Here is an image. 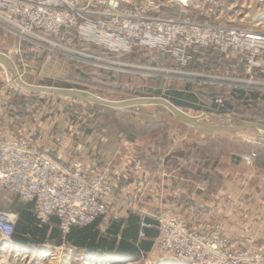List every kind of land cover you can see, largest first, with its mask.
Wrapping results in <instances>:
<instances>
[{"label": "rangeland", "instance_id": "obj_1", "mask_svg": "<svg viewBox=\"0 0 264 264\" xmlns=\"http://www.w3.org/2000/svg\"><path fill=\"white\" fill-rule=\"evenodd\" d=\"M134 1L147 4L150 13L155 15L178 18L188 16L199 23L264 32V0ZM0 53L12 60L20 80L28 85L76 89L108 101L162 98L190 116L208 115L203 120L208 125L264 121L263 116L256 114L258 111L252 110L257 108L264 115V103L242 104L233 101L244 89L250 90L249 95L255 93L264 98V76L258 72H253V76L248 75L240 56L221 52L217 48L197 52L188 64L179 66L168 56L154 51L140 50L123 56H110L95 48L83 46L75 47L74 51L36 50L0 28ZM6 70L0 65L1 95H14L17 90L18 97L15 96L10 102L17 104L19 101L21 119H30L32 125L35 118L38 131L35 138L22 133L14 137L29 141L39 152L49 155L51 152L48 147L51 143L58 141L59 144L66 138L77 139L93 129L100 130L102 126L106 128L119 113L145 117L152 124L145 127H149L148 132L152 128L158 133L173 128L180 130L177 125L182 121L163 106L113 109L54 95L30 94L19 89ZM228 106L231 112L219 114ZM146 109L151 111L144 114ZM26 123L22 121L20 128L24 129ZM191 130L198 140H207L206 146L213 153H244L246 143L252 137L256 138V135H247V132L252 133L249 131L228 136L224 133ZM257 137L264 139V134L258 133ZM5 194L7 197L0 201L1 211L18 214L27 204L10 193ZM4 243L8 245L7 249L11 245L9 242ZM17 247L23 250L12 249L6 251L8 253L0 251V264H178L175 258L159 255L153 248L139 259L100 256L92 260V255L70 245L56 249L48 245L31 244ZM45 253L47 256L43 257Z\"/></svg>", "mask_w": 264, "mask_h": 264}, {"label": "built area", "instance_id": "obj_2", "mask_svg": "<svg viewBox=\"0 0 264 264\" xmlns=\"http://www.w3.org/2000/svg\"><path fill=\"white\" fill-rule=\"evenodd\" d=\"M0 28L54 52L83 46L123 56L145 50L184 66L197 52L217 48L240 56L248 75L264 65V32L155 15L134 0H0ZM0 192L32 203L40 224L56 218L62 234L108 215L116 202L106 170L80 163L67 168L14 136L0 141ZM16 220V213L0 210V241L10 242ZM151 220L155 225L140 224L138 239L143 229H155L153 250L178 264H264V253L234 249L217 228L198 234L170 212Z\"/></svg>", "mask_w": 264, "mask_h": 264}, {"label": "crops", "instance_id": "obj_3", "mask_svg": "<svg viewBox=\"0 0 264 264\" xmlns=\"http://www.w3.org/2000/svg\"><path fill=\"white\" fill-rule=\"evenodd\" d=\"M256 72L264 76V65ZM14 92L6 97L0 93V141L21 133L35 138L38 132L36 119L33 118L32 125L30 119L22 120L19 101L10 102L19 95L17 90ZM249 93V89H244L233 101L264 103V98ZM252 110L264 117L257 108ZM150 111L146 109L144 114ZM229 112L228 106L219 114ZM22 121L27 122L24 129L20 128ZM112 121L106 128L93 129L77 139L66 138L59 144L55 140L48 147L49 156L67 168L80 163L84 168L107 171L116 202L110 213L101 217L100 233L106 232L110 220L125 219L128 213L151 219L159 212H170L198 234L207 235L217 228L234 249L264 253V139L257 137L259 132L246 131L256 138L246 143L244 153H213L206 146L207 140L195 138V132H191L194 128L183 122L177 125L180 130L158 133L153 128L148 132L152 124L141 115L119 113ZM5 197V192H0V201ZM9 243L8 249L6 243H0V251L8 253L12 249L23 250L17 246H25L12 239ZM83 251L92 255V260L100 256H126Z\"/></svg>", "mask_w": 264, "mask_h": 264}, {"label": "trees", "instance_id": "obj_4", "mask_svg": "<svg viewBox=\"0 0 264 264\" xmlns=\"http://www.w3.org/2000/svg\"><path fill=\"white\" fill-rule=\"evenodd\" d=\"M101 219L98 217L85 226H73L66 234H62L56 218H50L48 223L40 224L35 218L32 203L27 202L17 214L11 239L24 245H48L54 249L70 245L78 250L103 254L116 253L136 259L143 257L152 249L157 231L143 229L142 239H138L137 234L142 222L155 225L153 220L141 219L136 214L128 213L125 219L110 220L109 227L103 234L98 230Z\"/></svg>", "mask_w": 264, "mask_h": 264}, {"label": "water", "instance_id": "obj_5", "mask_svg": "<svg viewBox=\"0 0 264 264\" xmlns=\"http://www.w3.org/2000/svg\"><path fill=\"white\" fill-rule=\"evenodd\" d=\"M0 65L11 71L13 80L16 83V85L19 87V89H22L30 94L54 95L58 97L70 98V99L84 101L110 108H130V107L146 106V105H159L165 107L174 116L179 118L183 123L189 125L195 130H203L211 133L224 132L228 134H237L242 131L255 130L259 133L264 134V124L259 121L237 122L236 123L237 125H223V124L208 125L203 122V120H205L206 118V115L201 114L199 116H190L184 111H182L180 108L176 107L174 104L162 98L146 97V98H133L122 101H108L101 99L98 96L92 95L88 92L80 91L76 89H64V88L28 85L20 80L16 66L14 65L12 60L3 53H0Z\"/></svg>", "mask_w": 264, "mask_h": 264}, {"label": "bare ground", "instance_id": "obj_6", "mask_svg": "<svg viewBox=\"0 0 264 264\" xmlns=\"http://www.w3.org/2000/svg\"><path fill=\"white\" fill-rule=\"evenodd\" d=\"M8 71H9V73L11 72L9 69H8ZM9 73H8V75L11 77L12 81L14 82L12 75H10ZM18 76H19V75H18ZM19 78H20V76H19ZM14 83H15V82H14ZM46 256H47L46 254L43 255V257H46Z\"/></svg>", "mask_w": 264, "mask_h": 264}]
</instances>
